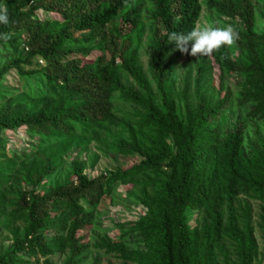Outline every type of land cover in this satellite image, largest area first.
Listing matches in <instances>:
<instances>
[{"label":"trees","instance_id":"obj_1","mask_svg":"<svg viewBox=\"0 0 264 264\" xmlns=\"http://www.w3.org/2000/svg\"><path fill=\"white\" fill-rule=\"evenodd\" d=\"M206 2L234 30L235 41L247 53L235 59L226 30L214 28L207 37L210 55L199 67L196 83L200 104L194 109L186 100L181 111L171 99L169 79L195 38L201 0H0V54L22 52L0 68V190L13 176L31 187L10 203L0 193V218L6 207L15 205L16 219L26 224L22 237H14L11 247L0 251V264H30L34 257L52 264L47 257L55 252L67 254L65 264L86 263L91 246L80 233L97 226L98 207L117 184L139 175L155 176L152 194L145 192L142 200L147 213L133 229L144 249L131 251L105 237L96 250L140 264H216L215 249L228 234L238 250L234 263L255 264L253 229L239 228L234 203L241 195L264 202V142L248 151L244 145L248 119H264V32L256 31V10L264 0ZM39 11L50 17L40 18ZM147 27L152 29L149 71L158 85V103L124 84L119 74L124 71L141 89H149L138 67ZM94 51L100 55L88 60ZM37 59L46 62V95L36 97L8 84L12 71L19 81L36 73L24 66L32 67ZM212 66L222 79L243 78L240 97L251 104L247 117L223 138L213 124L228 118L232 92L216 103L207 102L203 89H208ZM117 93L119 101L143 111L139 129L157 132L158 140L147 147L132 131L131 142L119 139L108 146L111 153L137 155L138 164L91 178L85 164L77 163L75 180L46 189L75 142L97 140L105 130L123 125L115 113ZM23 127L30 138L39 139L32 156L8 149L4 133ZM201 212L202 224H194Z\"/></svg>","mask_w":264,"mask_h":264},{"label":"rangeland","instance_id":"obj_2","mask_svg":"<svg viewBox=\"0 0 264 264\" xmlns=\"http://www.w3.org/2000/svg\"><path fill=\"white\" fill-rule=\"evenodd\" d=\"M203 4L202 14L197 23V30L194 40L189 44V50L176 62L169 79V93L171 99L176 103L179 110L186 107V100L190 106L197 109L199 99L196 94V83L199 74V67L204 63L206 56L210 55V47L207 45V37L214 29L226 30L225 37L234 46L235 59L244 55L240 45L235 41L236 33L229 25L223 23V18H220L214 11L210 10L206 5V0H201ZM264 4V3H263ZM258 20L256 22V31L264 32V6H258ZM38 16L42 19H48L49 14L39 11ZM239 26H241L238 22ZM241 28V27H240ZM152 29L147 27L143 36L142 45L139 48L138 67L144 73L149 89L143 90L134 79L124 71H120V78L124 84L141 92L146 97H152L158 103L159 90L158 85L153 80L149 71L150 58V39ZM259 48L256 45L255 50ZM22 53V52H21ZM20 52L16 55L12 53L0 54V68L11 63L19 58ZM100 55L99 51H94L87 59L94 61ZM108 56V55H107ZM111 57L108 56V61ZM26 70H35L31 77L27 80L19 81L17 72L12 71L8 76V84L19 88L23 92H31L36 97L47 94L46 79L43 72L46 67V62L42 59H37L32 67L24 66ZM212 72L207 75V85L203 89L204 97L207 102H218L220 99L232 92L230 100V110L226 120H220L219 124L214 123L213 128L219 126L218 136L225 137L227 132L232 129L240 120L247 117L251 104L244 101L240 94L245 90L243 78L226 76L220 78V71L212 66ZM209 68V67H208ZM27 84V85H26ZM117 93L114 102L115 113L123 122L122 126L114 127L105 130L99 139L89 140L81 139L73 145L72 150L60 162L59 172L47 182V188L52 184L68 183L75 180L74 167L75 164L84 163L85 173L91 178H95L100 174L111 173L117 170H128L132 166L138 164L141 159L137 155H121L111 153L109 146L115 145L117 140L125 139L128 142L132 140V131L136 134V139L143 145L151 147L153 142L158 140V133L154 131L141 130L139 124L142 120L143 111L137 106L130 103L119 101ZM247 128L245 131L244 145L248 150L251 146L264 142V119H248ZM8 139V149L11 152H27L32 156L38 144V138L32 139L26 133V128H20L17 131H7L4 133ZM109 145V146H108ZM154 175L143 176L139 175L134 181L128 183L117 184L114 187V192L111 196H106L97 210L98 224L92 230H84L80 233L84 237V242L89 243L91 250L88 253L89 259L83 264H93L95 261H100V264H140L139 262H127L122 260L119 255H109L106 250H96L95 245L101 242L102 238L108 237L113 243H125L129 250H143L144 243L139 237L138 232L133 230L135 224L144 217L147 213V208L142 203L145 192L152 194L153 186L151 184ZM31 187L26 184L20 177L12 178L10 184L1 188L0 193H4L7 202H15L18 195L24 189ZM146 190V191H145ZM7 203V205H8ZM236 215L238 216L239 228L244 230L245 226L250 225L253 229V235L258 244L255 264H264V202L262 199L253 195H241L234 203ZM3 216L0 218V251L8 249L13 244L14 237L23 235L26 224L21 219H16V206L6 207ZM224 226L229 223L228 208H224ZM204 218L201 212L195 217L194 224H202ZM197 221V222H196ZM221 246L215 249L216 264H235L238 260V250L235 242L228 234L222 240ZM52 264H65L67 254L55 252L47 257ZM43 257L39 260L31 258L30 264H44Z\"/></svg>","mask_w":264,"mask_h":264}]
</instances>
